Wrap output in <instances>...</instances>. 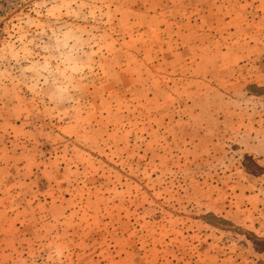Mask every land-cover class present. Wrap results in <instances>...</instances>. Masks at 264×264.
<instances>
[{
  "label": "rangeland",
  "instance_id": "obj_1",
  "mask_svg": "<svg viewBox=\"0 0 264 264\" xmlns=\"http://www.w3.org/2000/svg\"><path fill=\"white\" fill-rule=\"evenodd\" d=\"M0 264H264V0H0Z\"/></svg>",
  "mask_w": 264,
  "mask_h": 264
}]
</instances>
